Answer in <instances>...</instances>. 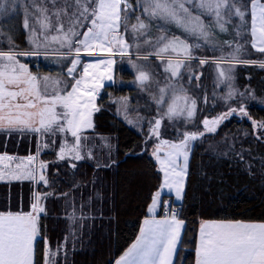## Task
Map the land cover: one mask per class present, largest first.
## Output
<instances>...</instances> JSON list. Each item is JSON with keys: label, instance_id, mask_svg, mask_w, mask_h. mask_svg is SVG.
<instances>
[{"label": "snow or ice", "instance_id": "obj_1", "mask_svg": "<svg viewBox=\"0 0 264 264\" xmlns=\"http://www.w3.org/2000/svg\"><path fill=\"white\" fill-rule=\"evenodd\" d=\"M48 3L55 8L57 0H33L35 12L25 14L23 26L30 31V51H17L11 37L9 49L0 50V132L31 133L41 141L45 136L60 135L62 142L57 159L68 161L69 166L76 169L75 162L93 159L92 149L88 147L90 138L85 133L94 129L93 114L100 111L97 98L105 81L115 83L112 73L116 57H128L137 73V86L141 91H148L150 99L157 105L158 115L148 120L146 142L157 141L151 155L163 176L147 208L150 216L144 219L136 241L115 264H174L185 222L178 218V211L170 207V201H162L161 196L167 190L175 193L177 201L182 200L193 142L208 133H215L224 121L234 116L251 121L254 133H258L257 138L264 135V121L253 120L243 102L256 100L254 92H238L232 85V73L237 64H258L264 68V61L243 59L244 45L240 43L225 42L231 49L225 54L224 44L217 45L213 33L214 28L227 31L225 25L233 16L244 21L250 15L251 47L264 55V2L250 0L249 5L239 6L238 0H140L142 12L149 20H161L165 26L175 25L185 37H193L214 48L218 46L221 55L211 60L194 56L201 43H189L187 38L171 35L167 27L159 29L154 40L138 42L148 35L150 25L140 16L136 17V23L129 24V12L135 11L129 0H73L75 10L71 15L67 7L50 10L45 6ZM205 16L211 18L210 23H205ZM30 17H34L33 24L29 23ZM65 19L68 20L67 27L63 22ZM84 28L83 32L78 30ZM52 32L55 34H50ZM145 45L154 51L141 55ZM49 49L57 54L58 59L70 60L66 73L58 76L33 73L28 64L19 59L22 56L47 57ZM133 49L135 62L131 61ZM82 56L100 58L82 64ZM150 56L164 63V72L168 75L163 86L150 70H146L145 64L139 63L147 62ZM197 59L201 66L209 63L216 66L217 85L228 86V92L221 99L227 103L239 96V107L229 106L227 111L215 117H205L201 122L203 131L181 132L176 141L163 139L161 126L165 119L184 117L191 122L196 115L197 99L189 95L181 83V70ZM81 66L82 72L79 71ZM65 75L68 79L64 78ZM193 78L200 79L199 76L189 77ZM153 85H156V94L151 92ZM113 102L119 106L117 114L123 115L128 124L139 126L144 121L139 114L135 118L129 117L127 97ZM204 102L207 103V97ZM259 103L264 104V101ZM48 146L47 143H38L36 155L26 158L0 155V181L26 180L48 186L47 163L40 161L36 165L40 151ZM5 161L19 162L12 167ZM51 195L53 193L34 191L27 212L0 211V264H36L38 242L44 247L43 264H57L67 237L54 246L41 234L40 226V216L45 213L42 201ZM61 195L67 197L68 193ZM162 205L166 214L158 219L155 213ZM85 206H81V214L77 216L73 203V210L66 218L73 223L77 219H87L82 211ZM195 254V264H264V222L202 221Z\"/></svg>", "mask_w": 264, "mask_h": 264}, {"label": "trees", "instance_id": "obj_2", "mask_svg": "<svg viewBox=\"0 0 264 264\" xmlns=\"http://www.w3.org/2000/svg\"><path fill=\"white\" fill-rule=\"evenodd\" d=\"M244 4L249 5V0H245ZM24 19L25 14H19L18 22L21 21L22 33L24 31L20 47L29 48L27 38L30 31L24 28ZM243 24L247 35L242 44L245 53L242 58L264 61V55L251 47L249 16L245 17ZM225 26L230 30L243 27L231 24ZM15 29L22 34L20 28ZM84 29L79 31L83 32ZM227 33L228 31L222 36L216 33L215 36L223 39ZM128 42L132 43L130 38ZM200 54L215 57L214 49L206 45ZM44 58H38V65L34 64L35 57L24 58V61L31 71L50 73H57L59 68V73L62 72L68 62L62 61L63 66L52 63L57 58L53 54ZM123 60L122 57H116L113 72L115 83L110 82L101 90L96 101L100 111L93 114L94 129L85 133L106 136L110 147L94 143L91 139L95 144L91 148L93 159L79 161L73 178L69 177L66 164L54 161L57 160L62 139L60 135L45 136L41 141L31 133L20 135L15 132H0V153L35 155L38 143L49 145L40 151L39 157L48 162L46 174L50 184L37 185L26 180L0 181V211L27 212L30 210L34 191L42 194L53 193L42 201L45 213L40 216V226L41 234L54 246L64 242L67 237L66 246L58 256L57 264H113L135 238L140 221L147 214L151 197L161 182L160 171L147 147L151 142L146 143L140 132L117 114V105L113 102L125 93L132 98L133 104L147 101L138 88L125 81L133 73L125 67ZM57 61L59 59L56 63H60ZM212 66L209 63L201 68V88L197 96L198 108L211 115L225 112L231 105H239L237 101L240 100L239 96L227 103L221 99L228 92V86H214ZM232 75V85L238 92L252 90L255 94L256 100L243 101L248 106L251 118L264 121V104L259 103L264 101V68L258 64H237ZM203 93H206L204 97ZM205 97L207 103L204 102ZM196 129L194 132H198ZM257 135L251 121L234 116L224 121L215 133H208L193 142L185 192L182 200L174 203L178 217L185 222L181 246L174 258V264H194L196 232L203 220L264 221V135H260V138ZM166 137L174 141L180 138L172 133ZM132 153L135 155H131ZM97 164L100 165L99 168L96 167ZM62 193H68V196L63 197ZM73 203L77 216L81 214V206L86 205L82 211L87 219H77L73 223L66 218L73 210ZM43 251V243L38 242L36 264H43Z\"/></svg>", "mask_w": 264, "mask_h": 264}, {"label": "rangeland", "instance_id": "obj_3", "mask_svg": "<svg viewBox=\"0 0 264 264\" xmlns=\"http://www.w3.org/2000/svg\"><path fill=\"white\" fill-rule=\"evenodd\" d=\"M262 2H264V0H262ZM129 3L131 5L132 9L135 10L134 12L133 11L129 12V24L136 23V17L140 16L141 19L144 20V22L146 24L150 25V32L148 33V35L141 37L138 42L143 43L144 40H154L155 36L158 33V30L161 28L167 27V29L171 35H176V36H181L182 38H187L189 43H201L202 46L199 49H196L194 51V56L199 57V58H207V59L211 60V59L218 58L221 55L220 48L218 46L214 48L212 45H206V46H210L214 49L215 57H206L205 55L200 54V51H202L205 48V44H203L202 41L196 40L193 37H185L182 34L181 30L177 29L175 27V25L165 26L164 22L161 20H149L146 17V15L143 14V12H142L140 0H129ZM244 3H245V0H238L239 6L240 5L244 6L245 5ZM249 3H250V0H249ZM45 6H47L50 10H55V8L63 9L65 7H67L69 15H71V13L75 10L73 0H57L55 8H53V5L51 3H48ZM34 12H35V7L33 6V0H0V50L7 51L9 49V46H10L9 37H11V43L16 46L17 51H25L26 52V51L31 50L32 46L29 44V37L27 38L26 36H25V38L28 39L27 43L29 44L30 47L29 48L28 47L27 48H23V47L21 48L20 47V42L22 43L24 31L22 33L21 21H20V23L18 22V16H19V14L24 15L26 13L31 14ZM30 18H31L30 24H33L34 23V17H30ZM203 18L205 20V23L211 22L210 17L205 16ZM63 22L65 23V26L67 27L68 20L65 19ZM53 23H55L54 19H53ZM14 24H16L17 28H20L19 30L22 34H19L17 32V29H15L16 27ZM229 24H231V26L237 25V26H243V27L242 28H236V30L231 29L232 30L231 31L227 26L228 33H227V36H225L223 39H220L218 36H215V34L218 33L219 36H222L223 33H225L226 31L221 32L219 30V28L213 29V33H214V37H215V43L217 45L224 44L223 51L225 54L228 53L229 51H231V49L227 46V44L225 42H233V43L243 44L245 42L246 35H247L245 25L243 24V21H241L239 18H237L235 16L231 17L229 19V22L226 25H229ZM241 24H243V25H241ZM36 27L38 28L39 26L36 25ZM250 28H251V17L249 15L248 31L250 34V38L252 40ZM237 32L240 33L239 36L236 35ZM50 34H55V32H52ZM217 38H219V39H217ZM131 42H132V40H131ZM21 46H22V44H21ZM153 51H154V49L152 47L145 45L143 47V49L141 50L140 54L143 55V54L153 52ZM132 52H133V55L131 56V61L135 62L136 61L135 49H133ZM52 54L57 55L52 49H49L47 55H52ZM40 57H42L43 60L45 59L44 58L45 56H40ZM40 57H35V61H34L35 63L34 64H36V65L40 64V62L38 60V58L40 59ZM84 57H86V58H84ZM24 58H33V57L32 56L19 57V59L22 63H26L24 61ZM122 58L124 59L123 63L125 65V67L133 73L132 77L125 80V81L127 82L128 85L138 88L142 97L145 98L147 101H141V102H137V103L134 102V104H133L131 101L132 98L129 96L128 93H125L123 95H119L116 99L122 98V97H127L129 99L130 108L128 111V115L130 118H135L137 114H139L140 116L145 118L144 121L139 126H135V125H131V124H129V125L133 126L135 129H137L140 132V134L142 135V137L145 138L144 141H146V134H147V130H148V120H151L153 117H156L158 115L157 105L154 103V101H152L150 99V95H149L148 91H141L140 88L137 86V83L135 82V78H136L137 73L131 67V63L129 62V58L128 57H122ZM57 59L58 58H55L54 62H52V63L59 64L60 66H63L62 61H65V60L59 59L60 61H57V62H60V63H56ZM84 59L85 60H87V59L91 60V59H95V57L82 56V64L85 61ZM67 61L68 62H66V66L63 68V71L60 73H59L60 68L58 69L57 73H50V72H46V71L42 72L39 70H35L32 72L38 73L40 75L58 76V75H61L62 73H66L67 66L70 64V60H67ZM139 63L145 64L146 70H150V72L154 75L155 79L160 82V86H163V84L165 83V77L168 75V73L164 72V63H162L160 60H158L155 56H150L149 60L147 62L139 61ZM203 66H205V65H203ZM203 66H201L199 64V60L197 59V60H192L187 68H184L181 70L182 71L181 83L188 90V94L193 96L196 99H197V96L199 94L198 90L201 88V83H199V80H196L194 78L189 79V77L190 76H200L201 68ZM81 68H82V66H81ZM81 68H80V71H81ZM64 78L68 79L66 77V75ZM193 80L195 81L194 83H193ZM212 83L214 84V86L217 85V68L214 64L212 66ZM106 84H108V82H106L105 85ZM219 85H221V84H219ZM219 85H217V86H219ZM226 89L228 90V88H226ZM151 92L153 94H156V85L152 86ZM205 94L206 93H203L202 97H204ZM213 94L214 93L212 92L211 95H213ZM116 105L118 108L119 107L118 104H116ZM198 106H199V104L197 102V112H196V115L192 119L191 122H187L184 117H180V118L174 119V120L165 119L162 122V126H161V137L166 139V138H168L166 136H168L169 134L172 133L176 138H178L179 133L187 131L188 129H189V131H194V129L197 128L196 130H198V132L203 131L204 128H203V125L201 122L203 121V119L205 117L212 118V117H215L218 114L222 113V112H219V113H215L213 115L203 113L200 110V108H198ZM231 106L232 107H239V105H231ZM117 108H116V110H117ZM162 111H163V108H161V112ZM198 113H199V115H197ZM119 116H121L124 119L123 115H119ZM197 124H199L200 127H195ZM86 135L90 138L88 141V147H90V148H92L95 145L92 143L91 139L94 141V143L98 142L99 144H101L103 146H106V147L110 146V143H109L108 138L106 136H102V135L97 136V135H94L93 133L86 134ZM69 140H71V137H69ZM61 142H62V139H61ZM148 142H151L147 146L149 148V153L151 155L152 150H153V145L155 143H157V141L156 140H150V141H147L146 143H148ZM31 155H34V154H31ZM152 158L155 160V158L153 156H152ZM57 160H54V161L59 162V164L60 163L66 164L67 170L70 172V173H68V175H69V177L73 178L74 177L73 175L75 174V171L79 165V161L75 162L77 164L76 169H72L69 166L68 161H60V160L57 161ZM40 161H43V162L47 163V165H48V162L46 160H42L38 156V159L36 161L37 166H38ZM155 162H156L157 168L159 170V164L157 163L156 160H155ZM47 169H48V167H47ZM47 169H46V173L48 171ZM160 174H161V182H162L163 174L161 172H160ZM161 182H160V184H161ZM164 192L169 193L167 190H164L162 193H164ZM171 194L173 196L174 202L178 203L181 201V200L177 201L175 199V193L174 192L170 193L169 195H171ZM163 199H165V197ZM150 203H151V201H150ZM173 207L177 210V207L175 205H173Z\"/></svg>", "mask_w": 264, "mask_h": 264}, {"label": "crops", "instance_id": "obj_4", "mask_svg": "<svg viewBox=\"0 0 264 264\" xmlns=\"http://www.w3.org/2000/svg\"><path fill=\"white\" fill-rule=\"evenodd\" d=\"M84 30H86V28L84 29ZM83 30V31H84ZM100 57H95V59H99ZM95 59H91V60H89V59H87V60H85L83 63H87V62H92V61H94ZM81 72H82V68H81ZM113 72H114V68H113ZM113 74V73H112ZM106 82H108V81H105V83ZM109 83V82H108ZM4 154H7V155H9V156H15V157H19V158H26L27 156H29V155H24V156H16V155H11V154H8V153H0V155H4ZM19 161H14V162H8V161H5L4 163L5 164H8V163H11V165H12V167H15V164L16 163H18ZM164 194H166V195H169L170 193H166V192H164V193H162V196H161V200L162 201H165V200H168V201H170V206L171 205H174V203H176V202H174V199H173V196H172V194H171V196L170 197H168V196H166L165 197V199H163L164 198ZM148 206H149V204H148ZM148 206H147V208H148ZM150 216V214L147 212V214L145 215V216H143V218L141 219V221H140V224H139V228H138V231H137V234H136V236H135V238L131 241V243L125 248V250L114 260V263L113 264H115V262H116V260L117 259H119V257L120 256H122L123 254H124V252L136 241V239H137V236L139 235V233H140V228L142 227V225H143V221H144V219L145 218H148ZM155 216H156V218H158V219H160V218H163L164 216H165V209H164V207H163V205L160 207V208H158L157 209V211H156V213H155ZM179 218V217H178ZM179 219H181V218H179ZM182 220V219H181ZM203 221H238V220H229V219H206V220H203ZM202 222V221H201ZM200 222V223H201ZM243 222H264V221H243ZM200 223H199V226H198V229H197V232H196V237H195V243H194V250L196 249V244H197V242H198V236H199V227H200ZM183 230V229H182ZM195 260H196V254H195V256H194V264H195Z\"/></svg>", "mask_w": 264, "mask_h": 264}, {"label": "built area", "instance_id": "obj_5", "mask_svg": "<svg viewBox=\"0 0 264 264\" xmlns=\"http://www.w3.org/2000/svg\"><path fill=\"white\" fill-rule=\"evenodd\" d=\"M170 207L173 208V209H175V208L173 207V205H171Z\"/></svg>", "mask_w": 264, "mask_h": 264}, {"label": "water", "instance_id": "obj_6", "mask_svg": "<svg viewBox=\"0 0 264 264\" xmlns=\"http://www.w3.org/2000/svg\"><path fill=\"white\" fill-rule=\"evenodd\" d=\"M163 139H165V138H163ZM166 140H169V139H166ZM170 141H174V140H170ZM69 164V163H68Z\"/></svg>", "mask_w": 264, "mask_h": 264}]
</instances>
